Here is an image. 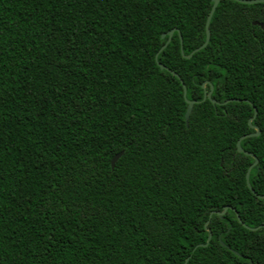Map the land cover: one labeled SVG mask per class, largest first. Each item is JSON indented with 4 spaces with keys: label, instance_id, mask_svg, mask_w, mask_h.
<instances>
[{
    "label": "trees",
    "instance_id": "obj_1",
    "mask_svg": "<svg viewBox=\"0 0 264 264\" xmlns=\"http://www.w3.org/2000/svg\"><path fill=\"white\" fill-rule=\"evenodd\" d=\"M212 6L0 0V264H264V2L185 57Z\"/></svg>",
    "mask_w": 264,
    "mask_h": 264
},
{
    "label": "water",
    "instance_id": "obj_2",
    "mask_svg": "<svg viewBox=\"0 0 264 264\" xmlns=\"http://www.w3.org/2000/svg\"><path fill=\"white\" fill-rule=\"evenodd\" d=\"M237 1L242 2V3H247V4H254V3L264 2V0H237ZM219 2H220V0H213V6H212V8H211V10H210V12H209V14H208V16H207L206 26H205V27H207V28H206V39H205L204 43H202L200 46H198V47L195 48L193 51H191V53H189V54H185V52H184V48H183V39H182V36L180 35V39H181V52H182V54H183L185 57H191L196 51H199L200 49L204 48V47L207 45V43L209 42V40H210V36H211L210 21H211L212 15H213V13H214V11H215L217 5L219 4ZM253 23H254V24H260L261 26H264L263 23L258 22V21H254ZM175 31H176V28H172L171 30H169L168 33H163V34H162V37H165L166 35H168V39H167L166 43L161 47L160 51L163 50V49L169 44V42L171 41V39H172L173 34H174ZM156 59H157V63H158V65L160 66L161 69H165V70H167V71H170L171 73H173L174 75H176V76L181 80V82H182V84H183V88H184V96L186 97L187 88H186V85L184 84L183 80H182L181 77L179 76V74H178L177 72L171 70V69H170L169 67H167L165 64H163V63H161L160 61H158V53H157V55H156ZM211 93H212V89H211L210 91H207V89H206V90L204 91V97H203V99H206V97H209L213 103H218L216 99L211 98ZM186 100H187L188 106H187V110H186V113H185V119H186V121H188V119H189V117H190V114H191V112H192V110H193V106H194V104H195L197 101H196V100H190V99H187V98H186ZM232 100H239V99H237V98H231V99L226 100V101L223 102V103H226V102H229V101H232ZM245 100H246V99H245ZM256 114H257V108L254 107V115L249 119V123H250L251 127H253L254 129H256V131L241 136V137L238 139V141H237V149H238V151H239V152H244L245 154L250 155V156H252V157L255 159L254 162L249 166L248 171H247V174H246L247 185H248V187H249L254 193H256V192H255L254 188L252 187V185H251V183H250V179H249V177H250V172H251L252 168H253V167L257 164V162H258V158H257V156H256L255 154H253V153H251V152L246 151V150L243 149V147L241 146V140H242L243 138H245V137H248V136H256V135H258V134L260 133V129H259V127L253 125L252 122H251L252 119L256 116ZM121 154H122V152L116 154V155L113 157V159H112V167L115 166V163H116L117 159L120 157ZM258 196L261 197V198H264V195H262V194H258ZM227 209H228V207L226 206L222 212H218V213H219L220 215H223V214L227 211ZM237 217H238V220H239L241 223H243V221H242V219H241V217H240V215H239L238 213H237ZM244 225H245L246 227H248V228H250V229H254V230H256V229H258V228H260V227H264V224H262V225H260V226H256V227H250V226H247L246 224H244ZM208 230H209V236H208L207 241L205 242V244H204V243H200V244L196 245V246L193 248V251H194L198 246H204V247H205V246H207V245L209 244V242H210V240H211V237H212V232H211L210 229H208ZM191 255H192V254H190V255L186 258V260L184 261L183 264H186V263L188 262V260H189V258L191 257Z\"/></svg>",
    "mask_w": 264,
    "mask_h": 264
}]
</instances>
